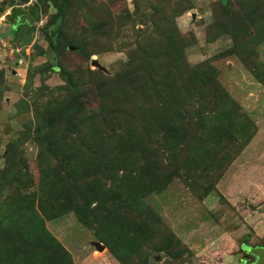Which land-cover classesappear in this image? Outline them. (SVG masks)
Returning a JSON list of instances; mask_svg holds the SVG:
<instances>
[{"label":"rangeland","instance_id":"obj_1","mask_svg":"<svg viewBox=\"0 0 264 264\" xmlns=\"http://www.w3.org/2000/svg\"><path fill=\"white\" fill-rule=\"evenodd\" d=\"M249 246L264 0H0V264H250Z\"/></svg>","mask_w":264,"mask_h":264},{"label":"water","instance_id":"obj_2","mask_svg":"<svg viewBox=\"0 0 264 264\" xmlns=\"http://www.w3.org/2000/svg\"><path fill=\"white\" fill-rule=\"evenodd\" d=\"M90 62L102 70L105 69L104 66H102L96 59H91ZM97 246L101 248L100 244H97ZM248 248H251L249 253L255 256V261L252 264H264V246H249Z\"/></svg>","mask_w":264,"mask_h":264},{"label":"trees","instance_id":"obj_3","mask_svg":"<svg viewBox=\"0 0 264 264\" xmlns=\"http://www.w3.org/2000/svg\"><path fill=\"white\" fill-rule=\"evenodd\" d=\"M19 21H23V20H19ZM50 47L52 48V49H55L56 48V45L53 43V42H50Z\"/></svg>","mask_w":264,"mask_h":264},{"label":"flooded vegetation","instance_id":"obj_4","mask_svg":"<svg viewBox=\"0 0 264 264\" xmlns=\"http://www.w3.org/2000/svg\"><path fill=\"white\" fill-rule=\"evenodd\" d=\"M248 255H251V256L254 257L253 260H252L251 263H250V264H252V263L255 261V256H254L253 254L249 253V252H248ZM246 256H247V255H246Z\"/></svg>","mask_w":264,"mask_h":264}]
</instances>
